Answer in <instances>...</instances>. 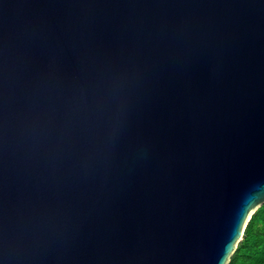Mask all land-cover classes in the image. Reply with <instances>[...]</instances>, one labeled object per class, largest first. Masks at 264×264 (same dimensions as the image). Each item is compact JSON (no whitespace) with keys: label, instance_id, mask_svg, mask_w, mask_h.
Here are the masks:
<instances>
[{"label":"water","instance_id":"obj_1","mask_svg":"<svg viewBox=\"0 0 264 264\" xmlns=\"http://www.w3.org/2000/svg\"><path fill=\"white\" fill-rule=\"evenodd\" d=\"M264 205V0H0V264H229Z\"/></svg>","mask_w":264,"mask_h":264},{"label":"trees","instance_id":"obj_2","mask_svg":"<svg viewBox=\"0 0 264 264\" xmlns=\"http://www.w3.org/2000/svg\"><path fill=\"white\" fill-rule=\"evenodd\" d=\"M229 264H264V205L248 222Z\"/></svg>","mask_w":264,"mask_h":264}]
</instances>
